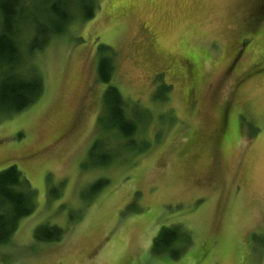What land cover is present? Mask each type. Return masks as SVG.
I'll list each match as a JSON object with an SVG mask.
<instances>
[{
  "label": "rangeland",
  "instance_id": "374dc122",
  "mask_svg": "<svg viewBox=\"0 0 264 264\" xmlns=\"http://www.w3.org/2000/svg\"><path fill=\"white\" fill-rule=\"evenodd\" d=\"M95 5L25 66L39 100L0 116V172L16 166L35 194L0 264H264V0ZM101 46L131 148L107 133ZM40 226L62 238L36 241ZM162 228L180 240L156 255Z\"/></svg>",
  "mask_w": 264,
  "mask_h": 264
},
{
  "label": "trees",
  "instance_id": "16d2710c",
  "mask_svg": "<svg viewBox=\"0 0 264 264\" xmlns=\"http://www.w3.org/2000/svg\"><path fill=\"white\" fill-rule=\"evenodd\" d=\"M264 15V8L262 7ZM95 0H0V116L17 114L27 109L43 95L42 77L32 67L23 71L35 53L42 51L53 38L65 34L75 19L94 18ZM97 63V79L106 85L103 104L107 133L134 147L137 123L125 113V101L113 85V50L101 46ZM31 71V72H30ZM169 85L162 86L155 99L165 100ZM93 145L91 153L95 150ZM105 158V157H104ZM111 156L99 163L108 165ZM34 190L16 166L0 172V246L11 241L19 222L35 209ZM63 231L57 227L40 226L34 232L38 242H56ZM180 240L177 228H162L153 242V252L164 255Z\"/></svg>",
  "mask_w": 264,
  "mask_h": 264
},
{
  "label": "flooded vegetation",
  "instance_id": "af4514ba",
  "mask_svg": "<svg viewBox=\"0 0 264 264\" xmlns=\"http://www.w3.org/2000/svg\"><path fill=\"white\" fill-rule=\"evenodd\" d=\"M262 7L264 8V6H262ZM262 7H261V8H262Z\"/></svg>",
  "mask_w": 264,
  "mask_h": 264
}]
</instances>
